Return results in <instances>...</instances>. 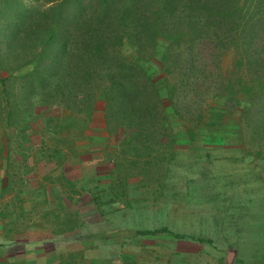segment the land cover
<instances>
[{"label":"trees","instance_id":"16d2710c","mask_svg":"<svg viewBox=\"0 0 264 264\" xmlns=\"http://www.w3.org/2000/svg\"><path fill=\"white\" fill-rule=\"evenodd\" d=\"M45 1L58 10L6 11V31L0 25L6 51L23 61L7 71L29 68L15 101L9 77H0V127L11 130L20 116L25 130L45 115L42 108L60 101L88 112L91 127L110 141L104 144L110 161L117 151L151 158L175 136L178 122L193 116L187 129L193 140L223 120L216 109L193 111L196 94L210 87L224 111L241 109L254 134L264 135V0ZM229 52L234 78L217 61ZM97 104L102 110L95 114ZM5 162L0 150V199L13 191ZM16 215L5 211L1 219L12 227ZM69 259L60 264H75Z\"/></svg>","mask_w":264,"mask_h":264},{"label":"rangeland","instance_id":"374dc122","mask_svg":"<svg viewBox=\"0 0 264 264\" xmlns=\"http://www.w3.org/2000/svg\"><path fill=\"white\" fill-rule=\"evenodd\" d=\"M58 6L45 0H0L1 28L7 29L6 11L18 9L22 12L26 8L42 12L51 8L58 10ZM27 33L21 36L25 38ZM1 36L0 77H9L7 90L10 99L15 101L24 91L22 78L29 68L17 69L12 74L8 72L23 61L11 57V50L6 51L4 34ZM234 59V53L229 52L217 60L226 75H233V78L237 76L232 70ZM212 97L210 87L198 92L195 98L199 105L193 111L201 113L216 109L225 116L223 120L217 119L219 121L206 133L199 132L202 135L193 139L194 143L188 146L186 143L192 140L187 136V129L194 125L192 116L174 125V134L182 138V142L173 154L168 149L159 152L157 147L151 158L146 154L138 157L121 155L120 151H113L115 155L111 153L110 157H116L118 163H115L119 166L112 176L113 186L118 184L110 193H117V199L123 201L130 214L125 213L124 207L107 206L102 210L105 217L114 221L103 223L106 230L102 228L100 232L116 236L117 246L111 251L87 254L88 258H94V263L82 264H264V135L254 134V127L243 120L241 109L226 112L221 101ZM54 99L60 100L51 98V101ZM78 109L67 110L60 101L51 108H42L45 115L27 129V134L33 137L34 148L31 150L41 154L46 147L59 145L55 139L47 143L53 129L58 130L57 136L64 135V150H69L68 140L86 133L91 127L88 112ZM101 110V105L97 104L95 114ZM50 116L54 119L49 124L47 118ZM19 117L16 119L18 127L21 124ZM95 119L97 123L96 116ZM45 123L48 127L43 125ZM64 124L72 125L71 129L64 128ZM61 126L62 133L59 131ZM18 127L11 130L0 127V150L3 155H10L11 164L18 162L11 157L17 154L22 141L21 138L13 139L14 133L20 134ZM117 140L113 138L112 144ZM163 159L169 161L163 162ZM151 160L153 165H147L146 162ZM13 171L12 167L9 173L13 191L0 199V264H59L64 257L51 255L49 257L54 258L49 260L43 255L45 251L36 253L34 245H23L27 224L39 219L36 215L41 211L40 203L44 202V197L41 196L35 206L37 199L31 182L19 181ZM19 188L28 191H19ZM20 203L26 204L23 205L27 210L23 208L24 215ZM12 210L20 214L19 223L17 227H6V221L1 219L2 212ZM74 239L51 241L60 253L64 251V244L76 241ZM107 240V236L102 235L96 241L105 245Z\"/></svg>","mask_w":264,"mask_h":264},{"label":"crops","instance_id":"0c3cea01","mask_svg":"<svg viewBox=\"0 0 264 264\" xmlns=\"http://www.w3.org/2000/svg\"><path fill=\"white\" fill-rule=\"evenodd\" d=\"M52 118L53 116L49 119V124L52 122ZM40 119H35L32 125L38 123ZM43 125L48 127L46 123ZM18 129L20 134L14 133L13 139L21 138L22 141L19 142L17 154L13 158L11 157L12 160L17 159L18 162L12 161L11 164L10 155H3L6 160L4 167L8 168L9 172L13 167L12 173L17 176L19 181L31 182L33 194L37 199L35 206L40 202L41 196L44 197V202L40 203L41 211L36 215L39 219L29 221L27 224V235L24 237L26 239L23 240V245H34L36 253L45 251L43 255H47L49 260L54 258L49 257L51 255L62 256L64 259L74 256V260H71L75 264L94 263V258H88V255L111 251L113 247L117 246L116 236L110 237L108 234L100 232L103 223H107L108 220L109 222L114 221L111 217H105L102 210L107 209V206H114L113 209L124 207L125 213L130 214L123 201L117 199V193L115 195L110 193L118 184V182L114 183L113 186L112 176L117 172L116 167L119 165L116 159L110 161L108 157L105 147L110 142L108 137L97 132L98 128L94 125L86 133L73 136L68 140L69 150H64V135L57 136L58 130L53 129L50 130V139L47 143H52L55 139L59 145L51 146L49 149L46 147L45 152L38 154L31 150L34 148L33 137L27 134V129L30 127L22 130L20 125ZM59 131H61L60 133L64 132L62 126ZM171 139L162 141L167 144H160L157 150L162 153L165 149L172 150L171 154L177 151L182 138L173 136ZM194 141L187 140V146ZM169 142H172V145H168ZM156 161L159 164V158ZM164 161H169V159H163ZM139 173L143 174V172ZM19 191L28 190L19 188ZM19 205L22 206L21 214H23L26 204L20 203ZM25 211L27 212L26 209ZM30 211L31 209H29ZM18 215L13 218L12 227H17L20 216ZM2 221H6L5 226L9 227L8 219ZM103 230L106 229L103 228ZM95 231L97 234L94 233ZM102 235H106L108 238L105 245L96 241ZM71 237H74L76 241L64 244L62 249L64 251L57 252L58 248L54 247L53 241ZM46 247L50 249H46Z\"/></svg>","mask_w":264,"mask_h":264}]
</instances>
